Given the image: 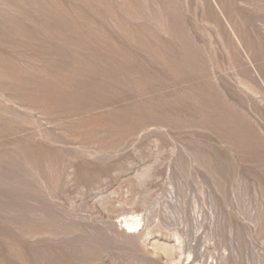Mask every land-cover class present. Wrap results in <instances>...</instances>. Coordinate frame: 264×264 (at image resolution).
Instances as JSON below:
<instances>
[{
    "label": "rangeland",
    "instance_id": "obj_1",
    "mask_svg": "<svg viewBox=\"0 0 264 264\" xmlns=\"http://www.w3.org/2000/svg\"><path fill=\"white\" fill-rule=\"evenodd\" d=\"M0 264H264V0H0Z\"/></svg>",
    "mask_w": 264,
    "mask_h": 264
}]
</instances>
